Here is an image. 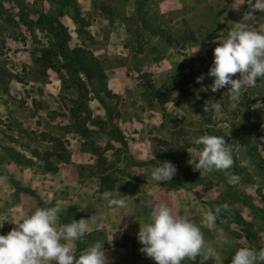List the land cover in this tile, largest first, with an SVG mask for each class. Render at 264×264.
I'll list each match as a JSON object with an SVG mask.
<instances>
[{
	"label": "rangeland",
	"instance_id": "374dc122",
	"mask_svg": "<svg viewBox=\"0 0 264 264\" xmlns=\"http://www.w3.org/2000/svg\"><path fill=\"white\" fill-rule=\"evenodd\" d=\"M159 1L70 0L67 10H80L89 22V37L76 32L69 15L59 17L70 34L69 45L91 49L102 62L109 88L119 95L105 99L121 111L116 122L126 151L112 139L109 125L100 123L105 110L92 93L90 99L79 94L64 69L50 68L45 76L39 72L34 58L55 41L39 12L57 16L59 5L0 0V234L15 227L8 220L37 207L59 205L60 224L94 216L95 222L86 221L88 230L108 226L116 231L132 223L137 212L141 221L147 220L154 200L194 222L226 202L228 209L220 210L214 226L201 230V254L182 264H230L238 247L264 246V78L233 100L226 87L212 92L213 77L207 75L213 48L240 22L248 5L234 9L241 0ZM243 26L261 30L264 13L257 11ZM214 102L219 110L211 107ZM85 121L90 131L81 134L75 125ZM203 134L225 139L231 167L199 176L187 163L200 148L191 139ZM10 146L31 161L15 162L6 150ZM34 149L42 156L48 152L57 170L47 169L41 157L32 155ZM65 149L68 162L57 157ZM132 158L152 163L135 165ZM163 160L172 162L176 172L159 183L151 171ZM233 175L238 179L229 183ZM105 191L124 199L126 207H109L102 198ZM186 194L189 199H181ZM81 241L76 240V254L86 249Z\"/></svg>",
	"mask_w": 264,
	"mask_h": 264
},
{
	"label": "clouds",
	"instance_id": "9594fccd",
	"mask_svg": "<svg viewBox=\"0 0 264 264\" xmlns=\"http://www.w3.org/2000/svg\"><path fill=\"white\" fill-rule=\"evenodd\" d=\"M240 4H247L248 10L213 48L212 63L207 72L213 77L208 86L210 90L216 92L226 87L233 100L239 98L243 88L255 86L257 78H264V28L253 30L243 26V22L252 20L257 11L264 13V0H241L234 9ZM236 73L239 77L233 78ZM202 79L203 75L196 77L197 82ZM211 107L219 110L220 104L214 102ZM191 143L200 148L195 155L189 156L187 163L199 171V176L227 169L233 164L223 137L203 134L193 137ZM163 161L151 171L152 179L159 183L170 181L176 172L172 162ZM237 179L233 175L228 182L235 183ZM102 198L109 207H126L124 199L113 198L108 191L102 194ZM181 199L187 200L189 195ZM222 208L227 210L228 204L225 202L214 210L210 209L197 224L186 216L173 214L165 202L154 204L147 221L143 225L139 223L136 233L140 251L155 264H182L186 258L194 260L204 245L201 227L211 229ZM59 212V205L37 207L21 219L8 220L15 227L6 234H0V264H107L104 242H93L79 254L73 248L74 242L87 231L86 221L95 222L96 217L72 219L69 223L60 224ZM230 264H264V246L258 249L238 247Z\"/></svg>",
	"mask_w": 264,
	"mask_h": 264
},
{
	"label": "trees",
	"instance_id": "16d2710c",
	"mask_svg": "<svg viewBox=\"0 0 264 264\" xmlns=\"http://www.w3.org/2000/svg\"><path fill=\"white\" fill-rule=\"evenodd\" d=\"M56 3L57 16L50 17L45 12H39L41 19L48 22L50 30L53 33L55 39L54 42L50 43L49 47H44L40 50L41 56L34 58L35 61L40 65V74L43 76L47 75L48 69H53L58 73L64 69L68 73L70 80H74V86L78 89L79 94L84 96L85 99H90L89 93L93 94V97L98 99L105 110V118L99 119L103 125H109V133L113 140L118 141L126 151H128V143L125 135L122 132L116 119L121 116V111L117 107V103L111 105L106 102V97L113 98L119 97L116 92H113L107 84V73L102 65L101 60L92 52L91 49L84 45H77L71 47L68 43L70 34L67 32L66 26L61 22L60 16L67 14L71 17L73 22L77 25L76 32L81 36H91L88 29L89 22L82 15L80 10L75 7L72 12L67 10V5L70 0H50ZM65 78H62V82L65 84ZM168 98H160L161 102H165ZM199 112L203 111L197 108ZM88 122L94 121L91 118H87ZM86 121L83 124L75 125L76 131L81 134H85L90 129L86 126ZM97 125V122H92ZM62 145V142H59ZM10 157L18 163H25L31 161L25 153L17 150L13 146L7 147ZM95 151V150H94ZM33 156L42 158L46 163L45 166L50 170H57V166H54L50 160L48 152L42 156L39 150H31ZM57 157L64 162L70 161V154L65 149L64 153L59 152ZM132 157V156H131ZM132 163L135 165H147L151 164L152 160L136 161L132 158ZM21 189L20 186H17ZM24 189V188H22ZM26 191H29L25 189Z\"/></svg>",
	"mask_w": 264,
	"mask_h": 264
},
{
	"label": "crops",
	"instance_id": "0c3cea01",
	"mask_svg": "<svg viewBox=\"0 0 264 264\" xmlns=\"http://www.w3.org/2000/svg\"><path fill=\"white\" fill-rule=\"evenodd\" d=\"M112 3H125L131 2V0H111ZM134 1V0H132ZM162 5L165 4L166 0L159 1ZM184 3V0L180 4ZM71 18V17H70ZM154 204L155 200L153 201ZM168 204V203H167ZM171 208V205L168 204ZM132 223H125L122 228H117V230H111L108 226H102L101 228L90 231L87 229L86 235L80 238L81 243L87 248L90 244L96 241L104 242L103 249L105 257L107 259V264H155V261L147 257L144 253L140 251L141 245L139 244L136 233L138 231L139 223L143 225L147 220L140 219V212H137L136 217L133 215ZM136 218V219H135ZM199 224L200 222H195ZM104 225H107L104 223ZM204 227H201V230ZM202 232V231H201ZM204 235V234H203ZM204 240V237H203ZM75 247L77 242L73 244ZM76 253V252H75Z\"/></svg>",
	"mask_w": 264,
	"mask_h": 264
}]
</instances>
